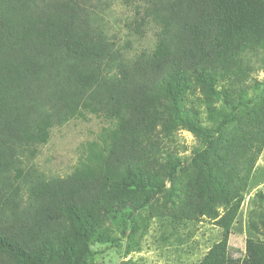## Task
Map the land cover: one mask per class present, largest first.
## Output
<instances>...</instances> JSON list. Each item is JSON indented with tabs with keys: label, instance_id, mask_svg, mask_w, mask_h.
I'll return each mask as SVG.
<instances>
[{
	"label": "trees",
	"instance_id": "1",
	"mask_svg": "<svg viewBox=\"0 0 264 264\" xmlns=\"http://www.w3.org/2000/svg\"><path fill=\"white\" fill-rule=\"evenodd\" d=\"M103 5L0 0V264H84L94 243L110 240L99 235L107 215L128 210L134 222L157 195L180 198L166 180L175 183L183 161L168 155L166 171L156 166L163 157L159 133L179 126L204 140L192 159L194 197L183 196L184 208L225 230L201 261L189 264H264V242L247 238L239 256L228 242L252 167L245 175L227 171L232 151L219 142L246 106L219 86L246 92L237 88L246 77L242 59L264 50V0H145L129 26L139 35L153 29L156 42L133 56L128 41L119 45L109 34ZM197 89L229 106L213 126L186 106ZM87 114L111 126L86 144L71 173L46 175L31 164L52 128ZM263 122L261 116L254 128ZM252 135L240 159L253 166L250 151L256 142L262 147L264 124Z\"/></svg>",
	"mask_w": 264,
	"mask_h": 264
},
{
	"label": "rangeland",
	"instance_id": "2",
	"mask_svg": "<svg viewBox=\"0 0 264 264\" xmlns=\"http://www.w3.org/2000/svg\"><path fill=\"white\" fill-rule=\"evenodd\" d=\"M103 6L109 34L119 45L128 41L131 56L154 47L156 35L153 29L147 27L144 34L139 35L129 26L142 14L145 0H104ZM242 67L246 77L237 86L245 89L242 96L229 83L219 86V89L225 87L229 91L232 101L243 100L246 103L238 110L237 120L227 126L219 140L232 151L227 171L245 175L252 167L228 236V242L233 250L236 249L237 256L245 251L247 238L264 242V142L259 149L258 142L252 146L250 155L255 159L253 166L249 155L246 162L240 159L244 139L254 131L258 132L264 124L260 123L254 128L264 116V50L247 51L242 59ZM197 97L209 101L210 107L205 103L201 105ZM189 98L192 100H188L186 106L196 109L200 114L202 112L203 121L208 126L215 125L230 111L229 106L218 98L205 99L200 89L189 93ZM108 126L111 125L104 117L93 114L74 118L63 126H55L50 131L48 141L39 146L38 154L31 164L46 175L66 176L73 170L86 144L98 140L103 128ZM261 138L264 140V137ZM203 142V139L183 126L175 128L168 136L159 133L157 145L163 157L158 159L156 166L160 172L166 171L165 157L168 155L179 157L186 167L185 171L178 174L174 184L166 180L167 189L175 187L174 191L180 198L174 195L170 198L168 191L157 195L146 208L138 211L134 222L129 218L128 210L107 215L100 226L99 235L110 240L94 243V254L84 264L195 263L201 261L209 249L223 239L225 230L216 220L206 215L190 214L181 200L186 194L194 197L197 174L192 159L195 150L204 146ZM219 149L216 148V157L220 155ZM235 155L243 162V166H238ZM218 209L223 215L225 207L219 206Z\"/></svg>",
	"mask_w": 264,
	"mask_h": 264
}]
</instances>
